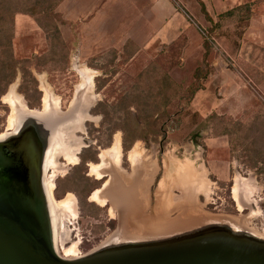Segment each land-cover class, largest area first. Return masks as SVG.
Here are the masks:
<instances>
[{
  "label": "rangeland",
  "instance_id": "rangeland-1",
  "mask_svg": "<svg viewBox=\"0 0 264 264\" xmlns=\"http://www.w3.org/2000/svg\"><path fill=\"white\" fill-rule=\"evenodd\" d=\"M148 1L61 0L41 25L13 18L15 73L0 94V133L16 126H7L10 92L28 110H41L46 95L60 109L53 115L89 104L77 164L58 157L45 176L54 181L47 200L57 241L76 243L79 256L155 238L139 234L129 208L148 224L193 211L191 228L218 221L264 238V91L244 37L264 0H242L222 16L218 0H162L159 9ZM131 129L140 138L127 136L124 151ZM116 135L119 163L107 158L96 179L89 164ZM97 189L103 204L89 199ZM68 193L74 216L53 204Z\"/></svg>",
  "mask_w": 264,
  "mask_h": 264
},
{
  "label": "water",
  "instance_id": "water-1",
  "mask_svg": "<svg viewBox=\"0 0 264 264\" xmlns=\"http://www.w3.org/2000/svg\"><path fill=\"white\" fill-rule=\"evenodd\" d=\"M76 109L71 105L68 114L44 118L22 114L15 134L0 140V264H264L263 237L218 221L151 239L116 241L77 258L58 254L43 157L52 129L71 122Z\"/></svg>",
  "mask_w": 264,
  "mask_h": 264
},
{
  "label": "bare ground",
  "instance_id": "bare-ground-1",
  "mask_svg": "<svg viewBox=\"0 0 264 264\" xmlns=\"http://www.w3.org/2000/svg\"><path fill=\"white\" fill-rule=\"evenodd\" d=\"M88 90H89V88H88ZM89 98H90V96H89ZM4 100L11 108L10 115L7 118L8 129H11V127L15 126L18 117L22 114L25 116H33L35 118H44V117H46V115L47 116L50 115V117H51V116H53V114L51 112H54V111L59 112V110H60L58 107V104L56 102L53 103L54 104L53 109L50 110L46 95L42 99L41 110H34V109L28 110L24 106V104L22 102H20L19 97L16 96V94H14L12 92H10L9 95H7L4 98ZM88 107H89L88 102L82 103L79 110L72 112V114H71L72 115L71 116L72 121L71 122L60 123L56 127H54V129H52V133L50 134L49 139H48V140H50V142H49L48 147L45 150V154L43 157V160H44L43 183L45 184V191H46L47 199L50 198V195H51L52 190L54 188L53 177L52 178L51 177L50 178L45 177L47 169L54 168V166L57 165L56 161H57L58 157H62L65 160L66 165H75L78 162V156L77 155L79 154L81 148L84 147V145L82 142V138H80L76 134L77 133L83 134L84 129L82 127V125H83L82 123L89 117L88 115H86L87 112H85ZM26 110H27V112H24ZM21 111H23V112L20 113ZM68 113H69V110H68L67 114ZM47 121H48L47 123H50V119H47ZM15 127L12 128L13 130H12L11 135L15 134V132H14ZM6 135H7V133H2V134L0 133V140L5 139ZM119 144H120V139H119V136L116 135L114 137L112 146L110 148H107V149L100 151V153H99L100 163H97V164L90 163L89 164L90 171L95 176L96 179H101V177H102L101 168L107 163L106 162L107 158L111 159L113 161V164L118 165L119 160H120V155H121L120 150H119L120 149ZM134 151H135V149H133L129 153L134 154ZM162 182L163 181L161 180V183ZM99 192H100V189L93 191L92 194L90 195L89 199L93 200V201L100 202L101 204H103L104 201L102 199L98 198ZM158 192H160V191L158 190ZM233 196H234V198H237V193L235 192V188L233 190ZM74 201H75L74 197L70 193H68V194H66L64 199L58 201L57 203L54 201L53 204H54V206L63 207L65 209V211L70 212L74 216L75 215L74 211L76 210V209L73 210ZM130 206H131V204H130ZM131 210H133V209L129 208L130 214L135 216V217L133 216L135 218V225H136L135 228L139 231V234L141 233L142 235H150L152 237L161 236L167 231L170 232L174 229L184 228V227L190 226L193 223V221L195 220L194 216L197 215L196 213H190L193 211H189L184 215L185 216L184 218H179L176 221L170 222V221L161 220L162 217H160V213H159L158 214L159 217L153 218L151 220H149V218H148V221L150 223V224H148L146 221L139 220V218L146 220L145 216L141 217V216H139L138 213L136 214L135 212H133ZM165 212H166V210H165ZM49 213H50V218H51V222H52V214L50 212V209H49ZM164 214L165 213L163 212L162 215H164ZM213 220H215V219H213ZM198 222H199V220H198ZM145 223L147 224L146 227L141 226ZM57 239L58 238H56V229H54L53 224H52V242H53V245L57 246V249L61 250V251H59V254L64 258H69V257L77 258V257H79V255L76 252V249H77L76 243H72L70 246L65 247L63 242H65L66 239L59 240V242L57 241Z\"/></svg>",
  "mask_w": 264,
  "mask_h": 264
},
{
  "label": "trees",
  "instance_id": "trees-1",
  "mask_svg": "<svg viewBox=\"0 0 264 264\" xmlns=\"http://www.w3.org/2000/svg\"><path fill=\"white\" fill-rule=\"evenodd\" d=\"M60 1L61 0H0V94L4 92L6 86L12 81L15 73L16 60L13 57L11 46L14 15L19 12L32 15L41 25L39 17L49 16L53 7ZM239 6L240 5H237L226 10L224 13H221L220 16L224 14L232 15ZM28 83L22 84L19 89L28 90L30 86H32L29 80ZM127 136L130 142L140 138L139 133L135 129H131L128 134H124L122 138L124 151H126L125 142Z\"/></svg>",
  "mask_w": 264,
  "mask_h": 264
},
{
  "label": "crops",
  "instance_id": "crops-1",
  "mask_svg": "<svg viewBox=\"0 0 264 264\" xmlns=\"http://www.w3.org/2000/svg\"><path fill=\"white\" fill-rule=\"evenodd\" d=\"M136 1L129 0L132 5H135ZM148 2H154V7L158 9L162 6V0H150ZM241 2L242 0H218L222 11L231 9ZM244 37L250 41L251 64L260 74L258 85L264 91V4H259L253 9ZM242 48L244 49V47Z\"/></svg>",
  "mask_w": 264,
  "mask_h": 264
},
{
  "label": "flooded vegetation",
  "instance_id": "flooded-vegetation-1",
  "mask_svg": "<svg viewBox=\"0 0 264 264\" xmlns=\"http://www.w3.org/2000/svg\"><path fill=\"white\" fill-rule=\"evenodd\" d=\"M102 177H103V176H102ZM102 177H101V178H102Z\"/></svg>",
  "mask_w": 264,
  "mask_h": 264
}]
</instances>
